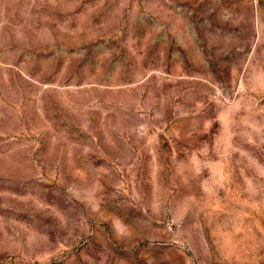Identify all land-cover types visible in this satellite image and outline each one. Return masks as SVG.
<instances>
[{"label": "rangeland", "instance_id": "374dc122", "mask_svg": "<svg viewBox=\"0 0 264 264\" xmlns=\"http://www.w3.org/2000/svg\"><path fill=\"white\" fill-rule=\"evenodd\" d=\"M0 264H264V0H0Z\"/></svg>", "mask_w": 264, "mask_h": 264}]
</instances>
